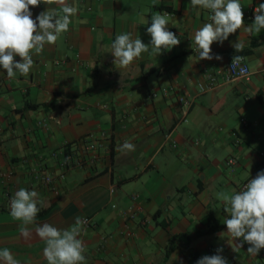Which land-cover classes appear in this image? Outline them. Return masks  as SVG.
I'll return each mask as SVG.
<instances>
[{
  "label": "crops",
  "instance_id": "1",
  "mask_svg": "<svg viewBox=\"0 0 264 264\" xmlns=\"http://www.w3.org/2000/svg\"><path fill=\"white\" fill-rule=\"evenodd\" d=\"M68 2L78 9L69 30L33 54L27 76L8 78L0 68V250L21 264H47L36 225L63 230L81 217L91 221L79 237L87 264H196L218 248L228 264H264V249L257 256L247 243L233 250L240 240L226 233L229 213L217 198L264 171V30L244 31L254 22L249 9L264 0H240L244 27L211 46L221 61L199 60L194 34L211 13L190 0ZM47 7L59 9L41 3L32 18ZM155 12L168 13L180 44L142 53L128 67L114 64L116 36L149 44ZM238 40L251 74L227 79ZM125 141L135 150L121 151ZM91 144L95 150L85 153ZM66 156L83 166L66 165ZM20 188L39 193L30 238L10 214ZM210 213L225 225L220 231L182 239L167 254L173 236L206 231Z\"/></svg>",
  "mask_w": 264,
  "mask_h": 264
},
{
  "label": "clouds",
  "instance_id": "2",
  "mask_svg": "<svg viewBox=\"0 0 264 264\" xmlns=\"http://www.w3.org/2000/svg\"><path fill=\"white\" fill-rule=\"evenodd\" d=\"M56 4L59 9L47 7L35 19L31 8ZM193 7L210 11L209 20L194 34V42L199 49V60L223 59L219 54H212V44L221 45L228 40L230 34L244 27V12L240 0H190ZM78 9L68 0H0V68L8 78L17 73L27 76L34 65L33 54L43 52L45 45L55 44L61 34L69 30L70 19ZM168 13L155 12L151 15V25L147 33L151 40L149 44L140 38H132L131 33L118 34L111 44L114 64L128 67L141 57L142 53L161 55L169 52L180 44L175 33L168 30ZM264 30V3L254 9V22L244 27L249 34H259ZM235 52L243 50V43L237 41L232 45ZM151 49V50H150ZM19 57L17 61L15 58ZM246 58L240 55L232 57L231 67L239 66ZM243 73L245 70L240 69ZM3 72V73H4ZM135 146L125 141L121 151H134ZM217 198L224 202V211L229 218L224 220L227 234L233 241L240 240L233 250L242 248L247 243V253L257 256L264 249V171L258 172L255 178L246 184L244 190L231 195L225 192L217 193ZM39 193L20 188L10 201V214L22 223L19 226L21 235L30 238L32 230L29 225L36 223L40 212L38 207ZM86 220L77 217L75 224L68 229H58L51 224L36 225L34 231L45 244L43 255L47 264H87L84 255L85 245L79 238ZM222 232L220 236H223ZM230 244V243H229ZM231 245V244H230ZM217 249V254L205 255L196 264H228L227 259ZM0 262L3 264H21L8 248L0 250Z\"/></svg>",
  "mask_w": 264,
  "mask_h": 264
},
{
  "label": "built area",
  "instance_id": "3",
  "mask_svg": "<svg viewBox=\"0 0 264 264\" xmlns=\"http://www.w3.org/2000/svg\"><path fill=\"white\" fill-rule=\"evenodd\" d=\"M256 7L257 6H253L249 9L248 16L250 18H254V9ZM231 63H232V58L230 59L228 68H227V71H228L227 79H247L250 76L251 74L250 69L248 65L246 64L245 60L239 66H236V67H231ZM241 68L245 70L243 73L240 71ZM242 123L246 124V121L242 119ZM95 148L96 146L94 144L88 145L85 148L84 152L87 153L89 151H93L95 150ZM75 158H73V156H66L65 164L69 166H77V167L83 166L84 160L79 157H75ZM233 164H234V159H228V161H226V165L228 166L233 165ZM42 182L45 185L49 186L52 184V179L49 176H44L42 178ZM132 198L135 199V196H132ZM83 219L86 220V223L83 225V227L84 228L90 227L91 226L90 219L89 218H83Z\"/></svg>",
  "mask_w": 264,
  "mask_h": 264
},
{
  "label": "trees",
  "instance_id": "4",
  "mask_svg": "<svg viewBox=\"0 0 264 264\" xmlns=\"http://www.w3.org/2000/svg\"><path fill=\"white\" fill-rule=\"evenodd\" d=\"M246 53V50H242L240 52H235V51H232L230 52V56L233 57L234 55H245ZM32 106L28 103H26V108H31ZM47 210H44L42 212L43 213H46ZM225 225H222L220 224L212 215V213L209 214L208 216V229L204 232H195V233H184V234H181V235H176V236H173L170 240H169V243H168V246H167V254H170L177 246L178 243H180L182 241V239H186L187 242H190L191 240V236L193 235L194 237H202V236H206V235H209V234H212V233H215V232H218L220 231ZM184 245H187V244H184ZM195 255V254H194Z\"/></svg>",
  "mask_w": 264,
  "mask_h": 264
}]
</instances>
